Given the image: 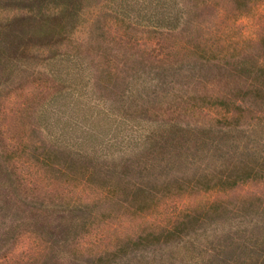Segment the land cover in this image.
<instances>
[{
	"label": "rangeland",
	"instance_id": "1",
	"mask_svg": "<svg viewBox=\"0 0 264 264\" xmlns=\"http://www.w3.org/2000/svg\"><path fill=\"white\" fill-rule=\"evenodd\" d=\"M10 1L0 264H171L131 239L264 224V180L206 189L198 168L157 165L175 153L160 142L181 136L177 125L225 116L217 98L241 86L243 60L252 71L264 60V0Z\"/></svg>",
	"mask_w": 264,
	"mask_h": 264
},
{
	"label": "trees",
	"instance_id": "2",
	"mask_svg": "<svg viewBox=\"0 0 264 264\" xmlns=\"http://www.w3.org/2000/svg\"><path fill=\"white\" fill-rule=\"evenodd\" d=\"M11 4L13 1L0 0V7ZM246 62L243 60L242 63L241 86L223 97H216L227 112L225 116L209 119L187 130L183 125H177V131L183 134L172 139L168 136L160 142L162 151L170 149L175 153L163 155L157 161L158 167L170 170L178 164L198 168L204 179L200 184L206 189L264 180V60L254 71ZM178 148L181 153H176ZM152 165H147L146 170ZM219 207L220 204L210 206L193 219H205L210 211ZM182 226L150 231L131 239L133 251L141 244L147 251L146 260H154L160 253L162 258H169L171 264H244L260 254L264 260V228H261L264 224L255 222L246 228L233 226L203 237L197 234V228L193 233H186ZM122 250L123 247L111 254L122 255ZM104 257L106 254L99 256L100 259Z\"/></svg>",
	"mask_w": 264,
	"mask_h": 264
}]
</instances>
